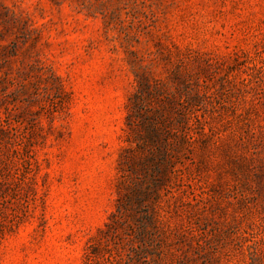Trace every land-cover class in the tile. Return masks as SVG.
Returning <instances> with one entry per match:
<instances>
[{
    "label": "rangeland",
    "instance_id": "rangeland-1",
    "mask_svg": "<svg viewBox=\"0 0 264 264\" xmlns=\"http://www.w3.org/2000/svg\"><path fill=\"white\" fill-rule=\"evenodd\" d=\"M143 76L188 83L192 160L146 235L103 237ZM99 239L118 264H264V0H0V264H85Z\"/></svg>",
    "mask_w": 264,
    "mask_h": 264
},
{
    "label": "trees",
    "instance_id": "trees-1",
    "mask_svg": "<svg viewBox=\"0 0 264 264\" xmlns=\"http://www.w3.org/2000/svg\"><path fill=\"white\" fill-rule=\"evenodd\" d=\"M141 79L126 105L125 145L120 147L118 158L116 209L105 223V230L100 231L103 237L118 231L127 236L134 231L146 235L155 213L148 211L147 199L158 198V190L167 189L171 176L175 182L181 183L183 169L176 166L183 167L192 160L197 116L191 103L194 95L188 83L181 79L170 94L163 81L150 82L144 76ZM152 241L141 240V245L134 246V237L129 238L127 262L133 259L132 254L140 257ZM96 255L107 264L119 263L117 248L112 252L108 243L101 245L100 239L86 253L85 264H92Z\"/></svg>",
    "mask_w": 264,
    "mask_h": 264
}]
</instances>
